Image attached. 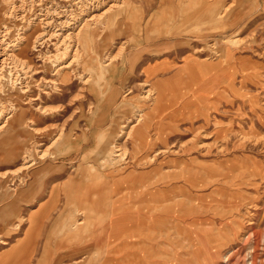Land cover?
Segmentation results:
<instances>
[{"label":"rangeland","instance_id":"rangeland-1","mask_svg":"<svg viewBox=\"0 0 264 264\" xmlns=\"http://www.w3.org/2000/svg\"><path fill=\"white\" fill-rule=\"evenodd\" d=\"M21 1H0V37L6 27L12 31L7 44L28 24L11 14ZM130 2L133 25L123 26L119 17L100 26L90 43L96 67L88 87L73 76L71 87L60 85L62 92L49 89L51 100L37 87L31 96L42 98L32 105L8 82L13 94L0 97V112L7 105L9 113L27 114L14 136L0 133V264H17L18 254H11L28 245L35 251L28 264L72 260L61 253L75 248L74 236H95L89 221L97 206L88 201L103 197L96 189L103 176H152L148 165L158 160L178 175L173 183L156 184L158 192L180 188L179 198L188 193L194 203L182 202V213L169 217L174 233L150 232L148 238L150 226L168 217L145 209L125 185L123 196L114 198L118 215L108 232V264H264V0H160L161 9L159 0ZM37 3L28 19L40 10ZM42 77L54 78L53 72ZM133 105L143 111L141 133L171 138L147 152L148 165L137 171L134 165L144 162L142 156L135 163L140 140L122 134L136 122ZM43 106L50 119L36 110ZM149 109L156 115L154 135L147 133ZM119 146L121 157L114 158ZM159 150L167 152L155 157ZM188 164L187 185L180 170Z\"/></svg>","mask_w":264,"mask_h":264},{"label":"bare ground","instance_id":"bare-ground-1","mask_svg":"<svg viewBox=\"0 0 264 264\" xmlns=\"http://www.w3.org/2000/svg\"><path fill=\"white\" fill-rule=\"evenodd\" d=\"M25 1L22 0V3L18 2V5L13 4L11 14L15 13L17 18L21 20L20 22L27 21L28 24L20 28V33L11 44L5 42L7 35L12 32L6 29L7 27L3 31V36L1 35L0 37V97L5 92H9V96L13 94L10 89L6 90L9 82L11 89L20 93L22 97L30 99L29 104L33 102L32 105L40 101L42 98L41 93L47 95L49 100H51V91H61L60 85L71 87L73 76L81 81V88L88 87L92 82L91 70L96 67L95 62L91 61L88 56V49L91 46L92 39L100 30V26L108 25L112 21L117 22L119 17H121L123 26H129L130 22L133 25L134 21L137 20L135 17L136 11L132 7L130 0H37L38 3L36 0H30L27 5ZM34 3H37V7H40V10L37 14H34L35 18L32 19L31 17L28 19L27 15L33 13L36 9ZM26 6L27 8L29 6L28 13ZM12 18L11 20H13ZM34 56L42 63L41 65L35 61ZM68 58L70 60H67ZM106 64L100 63L99 67L105 68ZM50 71L53 72L54 78L47 79L42 77L38 79L43 73L48 74ZM37 87L41 88L42 91L38 93L36 98L31 95L35 94L34 91L36 90L34 89ZM93 90L91 86L89 91ZM145 94V99H148L151 96V90H147ZM6 106L3 107L5 110L0 112V133L4 131L10 138L11 134L13 136L16 134L15 125L17 122L26 121L27 114L19 115L16 110L9 113ZM133 107L136 122L131 124L129 132H123L122 134L127 136V141L140 140V144L136 149L140 151L145 148L143 144L149 143L151 139L139 130L140 123L143 121V114H141L143 111L135 110V105ZM36 110H39L40 115L44 116V118L50 119L48 116H51V112H49L48 108L43 106L38 107ZM138 112L140 113L137 114ZM3 119L6 120L1 122ZM157 140L163 146L169 144L168 137L164 139L158 138ZM120 147H115L114 153H118V155H114V158L121 157L119 153L123 150ZM153 149H155V142L152 148L146 150L149 152ZM165 152L167 151L159 150L155 157ZM131 155V150H128V157ZM32 165L20 169H27L26 167L30 168ZM35 183H38V181H35ZM31 187L33 186L31 185ZM16 203L13 204L15 205ZM82 224L79 223L78 225Z\"/></svg>","mask_w":264,"mask_h":264},{"label":"crops","instance_id":"crops-1","mask_svg":"<svg viewBox=\"0 0 264 264\" xmlns=\"http://www.w3.org/2000/svg\"><path fill=\"white\" fill-rule=\"evenodd\" d=\"M183 2H184V0H183ZM185 3L188 4V2H185ZM158 5H159V8L161 9L160 0L158 2ZM167 8H169V7H167ZM134 10H135V8H134ZM143 19H144V17H143ZM145 109L148 110V107ZM148 114L153 118V120L149 122V126L147 128V133H151V135H154V129H155L154 127L157 123V122L154 123L155 122L154 119H156V115L154 113V110L148 111ZM201 130H198V131L200 132ZM199 132H197V133H199ZM168 141H169V143L171 141L170 133H169ZM154 142H155V147L156 146L159 147L158 149L163 147L162 143L159 142L158 140H156L154 137L152 140H150L149 143H147V142L144 143L143 146L145 148L142 149L143 151L141 152V155H139V157L138 156L136 157L137 160L135 163L140 161V158L142 156H143V158L141 160L144 159V162L141 163V161H140L139 165L138 164L134 165V169L136 171L139 167L148 165V164H146L147 160H148L147 150L152 148ZM164 164H165V160L161 161V162H159V160H158L157 163H155L153 165H148L149 169L151 168V170L148 171V174L152 175V176H146L145 173L144 174H142V173L130 174L126 178L123 177L121 180L120 179L116 180L115 179L116 178L115 171H113L114 173L112 172V174L111 173L107 174V175L105 174V176H103L104 182L99 183L98 187H96V189L98 188V190H100L101 192L103 191V193H102L103 197H99L97 200L92 201L93 203L88 201L89 204H91V205L94 204V205H92L93 207L97 206L93 210L94 211L93 214H95L96 211H97V213L93 217H91V219L89 221V223H91V225H92V229L94 230L93 232H94L95 236H92L90 239L88 238L89 236L86 235L85 233H81L77 236H74V238H75L74 243L78 244L77 242H79V240H81L82 243H84V245L79 246V245L75 244V248L72 247L71 250H66V251L62 252L61 258H63V260L65 257L73 258L72 260H66L67 259L66 258L65 264H108L109 263V259H107V258L110 254L111 242H110V239L108 236L109 235L108 232H110L109 230H111L113 228V225H114L115 221L117 220V215H118L117 214V207L115 206L118 203V200L117 199L114 200V198H118V197L123 196L121 194L123 193V190H124L123 188L125 187V185H127V187H128V188L126 187L127 189L132 190V191H130V194L133 195L134 197L138 198L140 200V202L144 205L145 209H147L148 211H153V212L155 211L157 214H162V216L168 217L167 219H162V222L160 223L159 227L150 226V228L147 230V233H146V236L148 238H150V232L163 234V235L169 234L170 231L172 233H174L175 224H174V221L170 222L168 220L169 217H172V219L177 218L182 213L184 204L185 205L188 204V206H190L194 202L192 200V203H191L189 196H188V193H186L185 199L179 198L178 193H179L180 188L173 189V188H170V185H168V187H166V188L161 187L160 191L158 192L159 189L156 188V184L161 183V185H162L163 182H167V184L173 183V180H175L178 177V175H176V177H175V175H174L175 173H167L166 171H164L165 170L163 168ZM190 164H188L187 169L180 170V172H181L180 175H181V177L185 178V184H187V185L189 184V182L191 180L190 175L192 174L191 169L188 168L190 166ZM182 168H185V167L183 166ZM156 173H160V178L155 179ZM191 183H192V180H191ZM191 186H193V184ZM155 192L156 193L158 192V196L156 195ZM112 195H113L114 201L111 199ZM103 206H105L106 208H103ZM98 212H99V214H98ZM188 212H190V211H188ZM187 215H186V217H187ZM79 223H81V222H79ZM142 232L143 231H138L139 234H142ZM134 235L136 237H141L137 234H134ZM28 236H29V234L26 235V237H28ZM84 238H85V241H83ZM44 249H45V245L43 246V251L45 252L46 249L45 250ZM85 251H87V252H85ZM34 252L31 249V247H29V245H28L27 247H16L15 252H13V254H11V255H14V253H15L17 256V254H18V256L16 257L17 258V264H19V263L28 264L29 259L32 258V255ZM83 252H84V254H83ZM26 253H28V254H26ZM25 255H26V257H25ZM45 257L46 256L44 254V256L42 258L43 261H44Z\"/></svg>","mask_w":264,"mask_h":264}]
</instances>
